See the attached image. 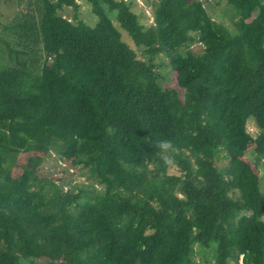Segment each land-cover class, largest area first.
Here are the masks:
<instances>
[{"label": "trees", "instance_id": "16d2710c", "mask_svg": "<svg viewBox=\"0 0 264 264\" xmlns=\"http://www.w3.org/2000/svg\"><path fill=\"white\" fill-rule=\"evenodd\" d=\"M222 1L233 29L202 0H158L149 26L133 0H35L21 49L0 40V264H264L259 177L231 147L251 118L264 160V0ZM159 56L174 75L164 87ZM27 153L86 162L103 193L34 174L8 187Z\"/></svg>", "mask_w": 264, "mask_h": 264}, {"label": "rangeland", "instance_id": "374dc122", "mask_svg": "<svg viewBox=\"0 0 264 264\" xmlns=\"http://www.w3.org/2000/svg\"><path fill=\"white\" fill-rule=\"evenodd\" d=\"M133 1L136 4V13L145 18V26L151 25L153 19L152 6L157 3L158 0ZM202 3L206 8L208 15L213 20L221 23L228 29H233L229 15L225 14L226 5L223 1L202 0ZM78 4L79 19H81L86 25L93 26L96 23L97 18L92 14L90 7L83 2H78ZM73 12L74 11L71 8H68L62 14L65 19L71 20ZM112 21L120 31L121 39L133 51H135L138 59H143L141 50L137 49L132 44L125 32L119 28L114 18H112ZM29 23L35 24L36 27L39 23V7L35 0H0V40L8 41L11 43L12 47L21 49L18 36H20L22 31L19 25H28ZM4 26L10 29L3 32ZM25 43L27 46L32 45L37 49H41L42 47L41 42L33 44L30 41L25 40ZM191 48L194 52L202 50L199 44H194ZM37 53H39L38 50ZM40 57V65L45 61H49L44 53H41ZM6 62L7 60L3 62L0 61V64H6ZM154 63L156 65L154 72L157 75L158 85L164 87L165 85L172 84L174 82V75L169 67L167 59L164 56H159L154 60ZM246 132L248 138L232 143L231 147L234 154L240 159L248 162L257 173L259 177L260 191L264 197V160H260L257 163L259 158L254 144V140L259 135L260 130L251 118L246 122ZM85 166H87V164L84 161H79L78 164L71 166L68 162L59 159L51 153L47 156L33 153L20 154L17 157L16 166L11 172V179L10 182L7 183V186H17L25 189L27 184L35 185L37 182H34L31 178V174H34L38 179L50 180L60 188L63 187L64 190L68 189L72 192H77L81 189H90L93 190L94 193H103L104 188L102 185L98 184L97 179L88 178L87 167ZM169 173L177 172L175 169L170 168ZM205 256L208 258L209 254H206ZM195 260L197 262H202L203 258L201 256H196Z\"/></svg>", "mask_w": 264, "mask_h": 264}, {"label": "clouds", "instance_id": "9594fccd", "mask_svg": "<svg viewBox=\"0 0 264 264\" xmlns=\"http://www.w3.org/2000/svg\"><path fill=\"white\" fill-rule=\"evenodd\" d=\"M156 147L160 150L161 153L165 154H174L178 152V149L173 145L170 140H161L156 142ZM173 163V159L171 155H168L167 158L164 159L165 165H171ZM261 219H264L262 217Z\"/></svg>", "mask_w": 264, "mask_h": 264}, {"label": "built area", "instance_id": "2783aa9c", "mask_svg": "<svg viewBox=\"0 0 264 264\" xmlns=\"http://www.w3.org/2000/svg\"><path fill=\"white\" fill-rule=\"evenodd\" d=\"M239 264H241V261L239 262Z\"/></svg>", "mask_w": 264, "mask_h": 264}]
</instances>
